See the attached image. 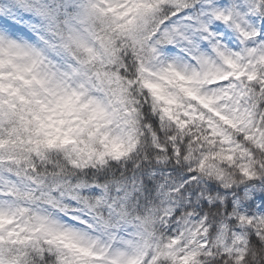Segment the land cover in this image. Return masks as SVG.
Returning <instances> with one entry per match:
<instances>
[{"label":"snow or ice","instance_id":"6c2138e0","mask_svg":"<svg viewBox=\"0 0 264 264\" xmlns=\"http://www.w3.org/2000/svg\"><path fill=\"white\" fill-rule=\"evenodd\" d=\"M0 264H264V0H0Z\"/></svg>","mask_w":264,"mask_h":264}]
</instances>
